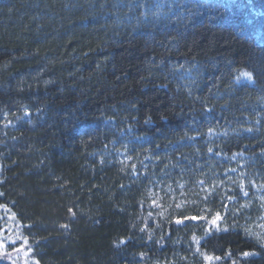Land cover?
Returning <instances> with one entry per match:
<instances>
[{"label":"trees","instance_id":"1","mask_svg":"<svg viewBox=\"0 0 264 264\" xmlns=\"http://www.w3.org/2000/svg\"><path fill=\"white\" fill-rule=\"evenodd\" d=\"M13 262L264 264V0H0Z\"/></svg>","mask_w":264,"mask_h":264},{"label":"snow or ice","instance_id":"2","mask_svg":"<svg viewBox=\"0 0 264 264\" xmlns=\"http://www.w3.org/2000/svg\"><path fill=\"white\" fill-rule=\"evenodd\" d=\"M242 75H244V76H248L249 74H248V73H242ZM216 219H218V217H217ZM216 219H214V220L212 221L213 224L216 223ZM202 255L204 256V259H205L206 261H209V262L213 261L214 259H215V260H219V259H220V257H212V256H210V255L203 254V253H202ZM242 255L247 256V255H250V253L245 252V253H242Z\"/></svg>","mask_w":264,"mask_h":264},{"label":"rangeland","instance_id":"3","mask_svg":"<svg viewBox=\"0 0 264 264\" xmlns=\"http://www.w3.org/2000/svg\"><path fill=\"white\" fill-rule=\"evenodd\" d=\"M259 225H262V223L261 222H259L258 223ZM262 227V226H261ZM6 259V261H9L10 260V258H4V260ZM13 264H14V262H13Z\"/></svg>","mask_w":264,"mask_h":264}]
</instances>
